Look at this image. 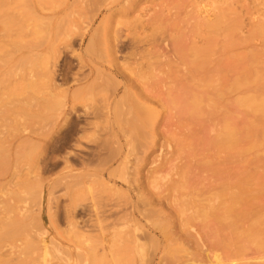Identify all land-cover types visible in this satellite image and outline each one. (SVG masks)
<instances>
[{
  "label": "rangeland",
  "instance_id": "374dc122",
  "mask_svg": "<svg viewBox=\"0 0 264 264\" xmlns=\"http://www.w3.org/2000/svg\"><path fill=\"white\" fill-rule=\"evenodd\" d=\"M127 1L0 0V264H264V0ZM241 68L263 106L224 160L182 92Z\"/></svg>",
  "mask_w": 264,
  "mask_h": 264
},
{
  "label": "bare ground",
  "instance_id": "6f19581e",
  "mask_svg": "<svg viewBox=\"0 0 264 264\" xmlns=\"http://www.w3.org/2000/svg\"><path fill=\"white\" fill-rule=\"evenodd\" d=\"M129 1H127V2H129ZM217 19H220V18H217ZM213 20H214V17H213ZM218 24H219V22H218ZM217 26L218 25L216 24V22H208L206 27H207V29L209 28L211 31L214 30V29H215L214 31H216V27ZM210 39H207V40H210ZM210 41L209 42L208 41H205L207 46L209 44H211ZM195 47L196 46H194V48H192V50L197 55V54H199L198 51L199 52L201 51V48L197 51V49ZM207 51L208 50H205L203 52H200V54L201 53H204V52L206 53ZM208 54H206V56H208ZM201 56H202V54L198 57V58H201V59H197V58L194 59L193 58L194 61L190 62L191 63V70L190 71H193L194 72V71H196V69H198L199 67H201L200 64H202V65L204 64V63H201V62H203L204 57L202 58ZM200 60H202V61L200 62ZM204 62H205V60H204ZM200 69H202V67L199 68V70ZM242 70H243L242 68L239 69L238 70L239 72L237 71L238 72L237 73L238 75L236 77L234 76V78H232L230 81L224 82L223 84L219 85L218 88H216V89H214V87H211V82L212 81H211V78H208L209 76L208 77H205V78H202V79H199V81L201 80L200 85L193 86V84L191 83L190 86H186L185 85L183 87V92L182 93L185 96V99H184L185 106H184V109L181 110V112H183V114H184L183 116L185 117V119L189 120L190 123H192L194 121H197L199 119L200 115L203 114V113L206 114V115H209L211 113V110L213 109V107H215L217 104L218 105L220 104L225 109V111H226L225 113H224V109L221 111V112L224 113V115L221 113L222 124L220 125V128L217 127V131H216L215 135H213L214 137L213 138L212 137H209L210 140L208 141L209 146H212L213 147L212 150L215 151V154L218 155V156L221 154L222 156L220 158L221 159H224V160H227L228 158H231L233 156V154H236L239 157H241V154L244 152V147L241 145V143L245 139V135H244L243 129H246V128H244L246 126V123L243 121V118H242V120L241 119L239 120L240 121L239 123H235V119H237L238 117H241L243 110L246 109V108L251 109V110H259L263 106V99H262V97L257 96L256 94L255 95L254 94H251L250 95V93H246L245 92V89L249 85V83H250L249 81L252 78L248 79V77H246L244 71H242ZM254 71H256V70H254ZM191 80L194 81L193 76H191ZM251 82L255 83L254 81H251ZM206 107H209V109H205ZM199 122L198 123L201 125V121H199ZM201 141L204 142V140H201ZM207 147H205V148L207 149ZM208 149H210V148L208 147ZM111 155H109V156H111ZM105 158H106V156H105ZM99 163H100V161H99ZM205 163H207V162H205ZM218 168H217V166L215 167V171H214L215 173L216 172H222L221 171L222 169L219 171ZM216 170H218V171H216ZM229 173H231V172H229ZM219 181H218L219 185L221 184V186H222V187L220 186L221 187L220 190H222V193H221L222 196H220L221 197L222 207L221 206H218V207L216 206L217 208L213 209V211L210 208L211 211L213 212L212 215H218V216H223V217H224V215H227V216H229V215L235 216L236 214H238L241 211V208L240 207H242L243 205H245V204H243L244 199L242 198L243 188H244L243 186H245L244 185V179L238 178L237 179L238 183H234V184L230 182V178H228V177H226L224 180H222L220 182ZM232 188H236V192L235 193H232L231 192V189ZM223 190H224V192H223ZM131 197H132V195L129 192L128 198L130 199ZM141 202L143 203V201H141ZM204 202H206V201H204ZM220 208H221V211H220ZM126 209H127V207H126ZM211 211H209V212H211ZM200 213H202V212H200ZM141 214H142V212H141ZM209 215H211V214L209 213ZM129 216L130 217H132V216H138L139 217L140 214L139 213H136V211L134 209H132L130 211V213H129ZM223 217H222V219H224ZM214 219H215V221H217L216 218H214ZM222 219L219 220V221H225V220H222ZM261 231H260V233L262 234ZM238 232H236V230H235V233H238ZM248 235H250V233ZM256 235H257V232H256ZM259 236H260V234H259ZM262 237H264V236H262ZM262 239H264V238H260V240H262ZM260 246H262V245H260Z\"/></svg>",
  "mask_w": 264,
  "mask_h": 264
}]
</instances>
